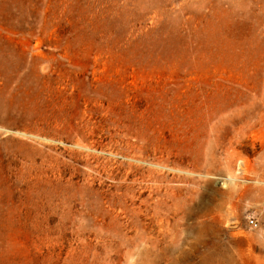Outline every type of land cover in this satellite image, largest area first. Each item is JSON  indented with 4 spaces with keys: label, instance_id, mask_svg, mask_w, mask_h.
<instances>
[{
    "label": "rangeland",
    "instance_id": "1",
    "mask_svg": "<svg viewBox=\"0 0 264 264\" xmlns=\"http://www.w3.org/2000/svg\"><path fill=\"white\" fill-rule=\"evenodd\" d=\"M0 264H264V0H0Z\"/></svg>",
    "mask_w": 264,
    "mask_h": 264
},
{
    "label": "built area",
    "instance_id": "2",
    "mask_svg": "<svg viewBox=\"0 0 264 264\" xmlns=\"http://www.w3.org/2000/svg\"><path fill=\"white\" fill-rule=\"evenodd\" d=\"M249 224H250L251 226H255V223H254L253 220H250Z\"/></svg>",
    "mask_w": 264,
    "mask_h": 264
}]
</instances>
